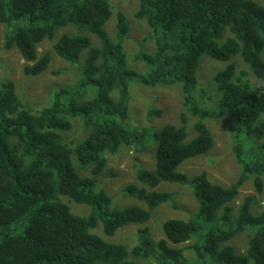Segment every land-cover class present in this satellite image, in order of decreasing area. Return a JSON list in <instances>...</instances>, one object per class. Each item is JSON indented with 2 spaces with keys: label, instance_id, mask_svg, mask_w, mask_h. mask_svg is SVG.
Segmentation results:
<instances>
[{
  "label": "trees",
  "instance_id": "1",
  "mask_svg": "<svg viewBox=\"0 0 264 264\" xmlns=\"http://www.w3.org/2000/svg\"><path fill=\"white\" fill-rule=\"evenodd\" d=\"M116 0H0V23L8 30L6 48H17L27 62V77L44 74L50 53L39 57V46L56 31L70 26L55 43L59 58L75 65L83 53L81 78L61 87L52 103L38 111L20 99L14 81L0 88V227L27 219L25 233L1 234L0 264H188L179 246L190 247L197 264H264V212L255 215L254 195H248L234 216L232 203L242 187L254 178L258 194L264 192V0H139L135 18L153 31L155 50L139 52L135 59L149 72L129 68L124 41L131 27L127 15L117 13L113 39L106 26L114 15ZM89 34L95 36L94 46ZM239 56L261 84L253 85L247 72L230 61ZM210 57L228 63L212 84L217 104L203 105L197 97L201 61ZM133 80L146 87L178 86L188 112L197 118V135L189 137L188 119L182 126L168 123L159 130L129 124ZM96 89L86 99L88 89ZM116 92V97L112 94ZM164 112L150 109L148 117ZM230 117L235 121L236 155L243 171L231 187L213 183L206 172L189 177L180 171L190 159L209 153L215 140L207 120ZM83 119L87 134L67 141L72 119ZM255 138L256 145L243 139ZM155 144L156 170L138 167L140 183L125 193L147 207L118 209L106 190H98L99 177L110 172L108 159L123 147ZM90 170V176L82 171ZM163 183L192 189L198 211L188 220L169 219L163 224L165 238L155 240L149 228L138 230L132 248L110 243L130 224H146L152 212L173 202L175 195L157 189ZM63 197L90 207L88 216L76 215ZM101 227L103 236L97 233ZM248 233L245 253L231 243ZM196 238V240H194Z\"/></svg>",
  "mask_w": 264,
  "mask_h": 264
},
{
  "label": "rangeland",
  "instance_id": "2",
  "mask_svg": "<svg viewBox=\"0 0 264 264\" xmlns=\"http://www.w3.org/2000/svg\"><path fill=\"white\" fill-rule=\"evenodd\" d=\"M259 3L261 0H253ZM114 15L106 26L109 35L115 39L117 33V13L124 12L129 18L130 33L124 41L127 52V62L130 69L140 73L147 74L149 72L148 66L135 59L139 52L152 53L155 50V42L152 40L153 31L143 21L135 18V13L139 7V0H116L113 1ZM24 22H14L8 30L6 24L0 23V88L2 83L12 80L15 82L17 91L22 102L31 110L38 111L52 103V100L61 87L72 86L78 78H81V66L87 55L85 51L80 61L72 65L61 58L55 52V43L60 39L64 33L72 34L75 29L70 26L56 31L52 40H46L39 46V57L45 53H50L52 62L49 69L42 75L37 77H27L24 73V66L27 62L17 48H6L7 33H14L18 27ZM93 41V45H98L95 36L89 34ZM264 58V53H263ZM237 66L238 73L247 72V79L253 85L261 84L259 80L251 71L249 66L236 56L231 61ZM228 63L218 62L212 60L210 57H205L201 61L199 71V88L197 97L203 105L213 107L217 104L218 97L216 88L212 84L214 75L223 70ZM181 84L174 86L146 87L133 80L130 84L131 92V107L129 124L134 128H147L150 131L159 130L164 125L171 123L177 126H182V115H186L188 122L187 128L189 137L194 138L197 133L194 129L196 117L192 116L185 104L184 98L180 91ZM96 94V89L89 88L86 99L93 98ZM116 97V92L112 94ZM150 109H159L164 112L162 117H148ZM264 119V115L262 116ZM73 128L69 133L64 134L67 141H76L83 138L87 134L83 119H72ZM206 123L211 129L215 145L212 150L206 155L193 158L185 162L180 171L188 174L189 177H194L202 172H206L209 179L224 187H231L240 175L243 168L238 162L236 155V140H235V121L230 118L221 120H207ZM243 139L251 142L250 146L256 145V139L250 138L244 134ZM151 137L146 140L145 147L137 146L132 148L123 147L115 156H110L108 159L110 172L104 173L99 177L98 190H106L113 200V206L118 209L128 208L130 206L147 207L144 202L139 201L135 197H131L125 193L127 186L135 184L138 186L149 188L147 185L139 182L137 177L138 167L155 171L156 170V152L155 144H149ZM82 175L90 176L91 171L84 170ZM150 189V188H149ZM151 190V189H150ZM160 192H170L175 195L173 202L166 203L152 212L151 220L146 224H130L121 228L114 237H104L110 243H117L132 248L139 242L138 230L140 228L148 227L150 235L157 241L164 239L163 224L169 219L188 220L198 211V202L195 199L192 189L188 186L179 184L163 183L157 189ZM248 195H254L256 201L253 204L252 212L257 215L264 212V192L258 194L255 189L254 178L251 177L245 183L240 191L239 197L232 203L234 207V216L238 214L240 205L244 198ZM72 212L80 216H88L90 214V207L77 204L63 197ZM27 227V219H23L18 223H14L7 227H0V241L1 234H20L25 233ZM97 233L103 236L101 227L97 229ZM196 240V238H194ZM249 234L243 233L236 236L230 244L236 247L239 253H245L248 249ZM193 241L184 245L173 247H181L184 250L185 259L188 264H197L196 257L191 250Z\"/></svg>",
  "mask_w": 264,
  "mask_h": 264
}]
</instances>
